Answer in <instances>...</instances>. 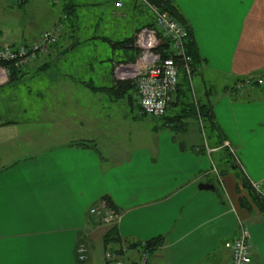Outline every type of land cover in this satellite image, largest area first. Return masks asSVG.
<instances>
[{"label":"crops","instance_id":"crops-1","mask_svg":"<svg viewBox=\"0 0 264 264\" xmlns=\"http://www.w3.org/2000/svg\"><path fill=\"white\" fill-rule=\"evenodd\" d=\"M72 1L71 10L49 27H61L54 51L23 68L16 80H0V93L31 77L37 81L36 89L7 91V110H0V122L5 114L10 115L7 121L16 122L0 127V264H95L100 257L107 263L111 246L107 248L105 236L112 226L125 242L142 244L164 236L167 243L153 254L151 264H231L226 244L237 237L240 223L249 229L254 245L251 264H264V217L254 206L241 207L233 173L219 181L206 169L203 147L195 148L194 142L186 147L173 135H159L166 127L148 126L144 139H131L142 132L135 120V92L127 93L133 102L128 97L114 100L86 85L114 87L120 81L112 73L114 66L135 63L130 61L138 56L135 50L115 48L108 40L138 34L149 21L146 10L135 7L134 0H101L94 3L103 8L99 16L81 14L82 5ZM174 1L189 20L204 60L198 73L207 86L220 84L217 101L210 88L201 92L194 87V94L211 103L246 176L264 194V90L234 89L238 80L264 77V0ZM88 17L94 18L81 25L80 19ZM100 19L105 24L94 25ZM24 29L27 40L1 30L0 47L29 44L45 30ZM28 110L36 117L19 121V113ZM46 124L59 130L54 138L63 130L77 137L56 146L50 144L51 135L32 148L23 144L24 130ZM19 129L24 130L18 143ZM114 136H126L129 143ZM93 139L103 160L91 149L69 146L74 140ZM206 153L213 163L218 151L208 148ZM104 155L113 163L105 165ZM211 177L219 182L222 199L216 190L199 189ZM105 196L120 213L115 225L88 214ZM80 245L87 249L85 260L80 259ZM138 255L137 249L125 248L111 263L125 264L127 259L136 264Z\"/></svg>","mask_w":264,"mask_h":264},{"label":"built area","instance_id":"built-area-1","mask_svg":"<svg viewBox=\"0 0 264 264\" xmlns=\"http://www.w3.org/2000/svg\"><path fill=\"white\" fill-rule=\"evenodd\" d=\"M147 5L154 15L155 26L144 28L137 34L136 45L140 53L136 62L118 66L115 69V76L121 74V81H135L138 103L142 113L148 117L158 119L165 115L168 104L178 88L181 69L186 72L192 84V58L187 53L186 41L189 36L187 29L168 12L162 11L155 5ZM59 37V30L50 29L42 32L40 37L28 46L12 47L11 45H4L0 47V77L5 72L9 74V70L3 66V63L14 62L18 67H25L36 60L37 56L49 53V49L58 43ZM162 42L163 45H161ZM167 44L171 55L164 58L157 50ZM173 56H176L178 60ZM255 86L264 90V77L245 78L236 83L235 89L243 90L246 87ZM192 89L194 90L193 84ZM225 146L235 153L229 143L226 142ZM210 152L211 150H209ZM218 179L221 181L220 176H218ZM252 186L264 196L259 183L252 182ZM90 214L101 223L108 225H115L120 218V213L109 208L107 202L102 199L91 208ZM226 247L231 251V264L252 263L254 245L251 241L249 229L244 224L240 223L237 237L227 243ZM115 250V246H113L106 253L108 261L113 260L116 255ZM78 252L80 259L85 260L86 247L80 245ZM136 264H150L149 254L140 251Z\"/></svg>","mask_w":264,"mask_h":264},{"label":"trees","instance_id":"trees-1","mask_svg":"<svg viewBox=\"0 0 264 264\" xmlns=\"http://www.w3.org/2000/svg\"><path fill=\"white\" fill-rule=\"evenodd\" d=\"M21 1L24 2L25 0H21ZM145 1L143 0L133 1V5L135 7L145 9L148 15L149 21L148 23H146V25L142 29L151 28L155 26L154 15L151 12L147 4L155 5L158 8H160L162 11L168 12L176 21H178L181 25H183L187 29L189 36L186 41V46H187V53L192 58L191 67H192V77H193L195 74L198 73V70L204 60L202 59L201 54L199 52L197 40H196L194 31H193V28L189 23V20L182 13L179 6H177L174 0H145ZM54 29H57L60 31V37L58 40V43H59L60 38H61V27L58 26ZM142 29L136 30V33H139ZM136 36L137 34L134 37L126 38L118 42H113L111 40H108V41L115 48L125 47V48H130L133 51L135 50L136 52L135 56L137 54L139 56L140 51L136 45ZM58 43L49 49V53L37 56L36 60H38L40 57L49 56L54 51V49L58 46ZM23 45L28 46L29 44H23ZM12 47H17V46L12 45ZM157 51H159L163 55L164 58H167L168 56L171 55L170 52L168 51V44L165 46L159 47ZM173 57L176 60H178L176 56H173ZM137 58L131 59L130 61L134 62L135 59L137 60ZM36 60L32 61L31 63L35 62ZM31 63L27 64L25 67H22V66L18 67L15 65L14 62L3 63V66H5L9 70L10 82L16 80V76L23 70V68L28 67ZM124 65H127V64H124ZM118 66H114L112 73L115 74V69ZM242 80L244 79L238 80L237 82H240ZM86 85L93 90L106 91L107 93H109L111 98L114 100L128 97L129 101L133 102V97L129 96V94L127 96V93L129 91H135V93H137V86L135 85L133 81H119L116 86L110 87V88L108 87L98 88L92 82L86 83ZM178 107L180 108V110L177 111L176 114L171 117L169 115L170 114L169 112L170 111L175 112L174 109L176 110V108ZM188 118H195L198 121V123H200L201 126L205 128L206 138L209 140L207 148L210 147L211 149L217 150L218 153H220L219 156H217L218 153L215 154V156H213L215 160L214 161L215 167L211 168L212 172H215V170L217 171V169H219L220 172L218 173L217 171L216 174L220 176L221 179L222 177L228 176L229 173H233L234 178L236 180V185H237L236 189L239 194H242V196L239 197V203L241 207L247 208L249 210L252 208L251 206H254L260 211V213L264 217V196L261 193H258L253 188L252 182L248 179L243 168L240 165L236 152L233 153L232 151H230V148L225 146V143L227 142V136L216 119L211 103H203L199 99H197V97L194 94V90L192 89V84L190 82L188 75L183 69H181L180 83L174 94V97L169 102L165 115L163 117L158 118L157 120L164 121V124L160 127L161 129H163L164 127L173 128V127H176L177 125L180 126V124H177V122L185 123V120ZM152 119H155V118H152ZM14 123L16 122L3 121V122H0V127L8 125V124H14ZM69 146L75 147V148L91 149L95 151L97 154H99V156H101L99 150L97 149L96 144L90 141L77 140V141L71 142ZM201 151L203 153H206L207 150L206 148L203 147ZM213 178L216 179L215 177ZM213 178L211 177L208 183L215 185L216 192L218 196L222 199L223 191L221 187L219 186V182L215 181ZM102 200H105L107 202L109 208L119 213L118 209L116 208V205L111 200V198H109L108 196H105L102 198ZM166 243H167V240L164 236L156 237L142 244H139L138 242L136 243H131L128 241L125 242L119 236L117 226H112L105 236V244L107 248L110 246L111 247L115 246L116 256L121 255L125 248L137 249L139 252L144 251L149 254L150 264L152 261L153 254L157 250L164 247Z\"/></svg>","mask_w":264,"mask_h":264},{"label":"rangeland","instance_id":"rangeland-1","mask_svg":"<svg viewBox=\"0 0 264 264\" xmlns=\"http://www.w3.org/2000/svg\"><path fill=\"white\" fill-rule=\"evenodd\" d=\"M9 1L10 0H0V31L3 30L2 32H4V33L8 32V31H10V32L12 31L13 33L17 32L19 36H21L23 39H26V40L28 37L25 34V29H24L25 27L31 28L32 30H34V33H37L43 29L50 30L52 28H49V27H51L52 25L55 24V20H58L59 17L64 16V10L67 13L69 10L66 11V9H69L71 4H73V5L75 4V3H73L72 0L71 1H69V0H25L24 4L11 5ZM97 1L99 2L101 0H77V2L80 5H82L78 11L81 14H84L86 12H95L99 16V11L102 12L103 8H100L99 5H94V3H97ZM93 18L94 17H88L85 19H80L81 25L88 24L90 21L93 20ZM102 24L104 25L105 22H104V20L100 19V22L96 23L94 25L101 26ZM46 28H48V29H46ZM0 35H1V32H0ZM23 39H21V42L23 41ZM33 42H35V41H33ZM120 76H121V74H118L116 76V78L120 79V81H121L122 79ZM8 77H9V74H7L5 72L3 74V76L0 77V80H2L1 78L8 79ZM133 82L136 85V82L135 81H133ZM206 82H207V79H205V77L202 73H197L192 78L193 87L200 90L201 92L202 91L204 92L206 90V88L213 89L215 92V95H213L212 100L217 101L218 97L216 95L219 94L220 84L218 82H213L212 85H210V87H209L206 85ZM36 85H37L36 77H31V78L26 79L24 81L23 85H18L16 88H13L12 86L2 88L3 93H0V110H2L3 113L7 110L8 104L5 102V101H7V99H5L7 97L4 96L7 93V91H12V89L19 91V88L21 90H23L25 87H31L32 88L33 86L35 87L34 89H36ZM135 95H136L135 101L137 102V104L134 103V106H135L134 108H136L135 109L136 110L135 120L137 123L138 122L141 123L140 128L142 129V132L135 134L131 139H137V138H142V137L144 139V136L142 135L143 129H146V128H148V126H151V125H157L158 127H161L164 124V121L163 120H157V119H150L149 117H146V115L143 114L141 109H140V105L138 103V98H137V93H135ZM34 98L35 97H30L31 101ZM27 101L28 102L30 101L29 98ZM28 106H29V104L27 105V107ZM138 109H140L141 115L145 116V117H140L138 115V113H139ZM179 110H180V108L178 107V108H176V110L174 109L175 112L170 111L169 115L172 117ZM24 116H26V118L32 119L33 117H36V113L33 112V110H28L25 113H22V114L19 113V116H18L19 118L18 117L17 118L19 119V121H21L20 119H22V117H24ZM8 119H10L9 114H7V115L5 114L2 117V121H7ZM177 124H180V126L177 125L176 127L168 128L167 130L163 131V133L160 132L159 135H161V136H165V134H169L171 136L173 135L174 137H176L178 139V141L183 142V143L186 142L185 143L186 147L189 145V143H192V144L195 143V146H194L195 148H197V147H204L205 148L206 147V150L208 151L207 146H208L209 140L206 138L205 128H203V126H201V124L198 123V121L195 118H190L185 123L177 122ZM40 127H41L40 129H37V128H31V129L28 128L26 130H24V129L20 130L19 129L17 131V136H16L17 139H15L14 142L19 143L21 141L22 135L20 133L23 130H24L23 136L25 137V142L23 144H26V142H28L27 146L30 145L28 148H32L33 147L32 144L37 145V143H39V142L42 144L43 140L47 138L46 135H51L50 136V139H51L50 144H54V146L62 145L66 142H69L71 139H75L74 137H77V136H75L76 134H74L75 132H71V130H63V131L60 130L61 133L58 135V137L55 136L56 138H54L53 133H56L59 130L52 128V125H50V124H46L45 126L40 125ZM114 138H116L120 141L121 140L126 141L127 143H129V140H130L126 136H124V137L114 136ZM26 140H28V141H26ZM74 141H77V140H74ZM74 141H71V142H74ZM86 141H90V142L95 143L97 146V149L99 150V146H98L99 144L97 143L96 140L93 139V140H86ZM202 145H204V146H202ZM39 146H41V145H39ZM209 149H210V147H209ZM219 154L220 153H218L217 156H219ZM104 156H105V160L103 163H105V165H109V164L113 163V161L108 157V155L107 156L104 155ZM213 156H215V154ZM101 157L103 160L104 158L102 155H101ZM204 160L206 161V166H207L206 169H211L212 167H215L214 166L215 162H213L214 164L211 163L212 158L208 153H205ZM217 171H218V173L220 172L219 169H217ZM217 171H215L213 173L218 177V175L216 174ZM90 210L91 209L88 210V214H89V216H92L90 214ZM92 217H94V216H92ZM128 256L130 257V254ZM95 264H116V263H111V262L106 263L100 257L98 259V261L95 262ZM125 264H129V261L127 259L125 260Z\"/></svg>","mask_w":264,"mask_h":264},{"label":"water","instance_id":"water-1","mask_svg":"<svg viewBox=\"0 0 264 264\" xmlns=\"http://www.w3.org/2000/svg\"><path fill=\"white\" fill-rule=\"evenodd\" d=\"M164 43L162 42L161 45H163ZM199 189L201 190H216V187L213 184H200L199 185Z\"/></svg>","mask_w":264,"mask_h":264},{"label":"bare ground","instance_id":"bare-ground-1","mask_svg":"<svg viewBox=\"0 0 264 264\" xmlns=\"http://www.w3.org/2000/svg\"><path fill=\"white\" fill-rule=\"evenodd\" d=\"M152 119V118H151Z\"/></svg>","mask_w":264,"mask_h":264}]
</instances>
